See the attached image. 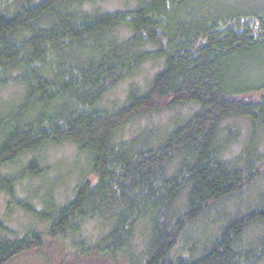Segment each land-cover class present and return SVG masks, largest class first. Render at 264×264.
Masks as SVG:
<instances>
[{
    "label": "trees",
    "instance_id": "trees-1",
    "mask_svg": "<svg viewBox=\"0 0 264 264\" xmlns=\"http://www.w3.org/2000/svg\"><path fill=\"white\" fill-rule=\"evenodd\" d=\"M108 1L0 0V196L6 217L28 218L22 234L0 222V264L78 239L87 223L99 226L81 256L259 264L264 10L251 0H131L127 9L94 8ZM148 65L155 72L141 88L134 80ZM129 81L124 104L106 109L107 97ZM17 88L19 95H1ZM184 107L193 108L172 115L169 128L118 140L130 122ZM240 121L249 126L243 141L234 130ZM239 142L240 153L229 159ZM63 143L75 145L89 169L58 204L54 187L41 199L34 185L50 171L41 152ZM249 192L261 195L258 206L230 218L211 243L178 248L215 206L235 197L244 202ZM251 228L262 235L242 246Z\"/></svg>",
    "mask_w": 264,
    "mask_h": 264
},
{
    "label": "rangeland",
    "instance_id": "rangeland-1",
    "mask_svg": "<svg viewBox=\"0 0 264 264\" xmlns=\"http://www.w3.org/2000/svg\"><path fill=\"white\" fill-rule=\"evenodd\" d=\"M251 2L255 9L264 10V0H251ZM132 4L133 1L131 0H113L103 4L95 5L94 8L100 9L101 11H115L118 9L130 8L132 7ZM154 72V66L148 65L134 81L138 82L140 87L143 88L146 83H148V80L152 77ZM129 84H131V81L123 83L112 94H110L107 97L104 107L108 110H114L122 106V104L125 102L124 100L127 95ZM20 92L21 91L17 88L8 90L1 95H3V98L9 99V97H13L16 94L19 95ZM192 108L193 107H184L172 112L152 114L150 116L130 122L121 129L118 134V140H124L140 131L141 136L146 135L147 132L154 131L155 128H169L174 123V120L171 121V123L169 121L172 115L176 113H181V117L188 115L189 112L192 111ZM161 126L164 127L162 128ZM236 129L241 130L240 139L243 141L247 130L249 129L248 123L246 121H240L235 125L234 130ZM242 147V142L234 144V146H232L227 153L229 159L237 156L240 153ZM259 149L262 153H264V136L262 135L259 141ZM40 155L42 157L41 163L44 166L49 167L50 171L46 175L45 179L35 182V189H41L39 198L42 199L49 189L54 187L56 189L54 196L57 199V203L63 204L71 196V192L78 182L79 173L88 171L89 162L85 156L78 152L77 147L71 143L49 146L44 149ZM33 184L34 183L32 182L27 183L22 188L24 193L28 192L27 185L31 186ZM257 189L258 188L254 190L259 191ZM252 192L243 194L244 202L240 200L242 197H235L221 202L215 206L213 211L208 212L203 218L198 220L187 230V233L184 235L185 240L183 239L180 242L178 248L194 247L196 249L201 245H205L209 242L211 243V238L213 239L214 234H217L218 230H220L221 227L226 224L228 220H230V218L234 217V215L238 213L242 214L246 212L250 206H258V200L261 201V195L259 193L257 194V192ZM24 195L30 196L29 193ZM52 199H54L53 196ZM5 212L6 207L4 203V197L0 196V222L3 225V228L10 227V231L16 230V232H20L18 234H22L25 227L24 224L27 223L28 218L25 220L20 212L15 213L12 218H8L5 216ZM97 225L99 226V224L96 223L84 224L81 228L82 230L78 239H72V237H68L67 239H59L41 250L21 255L12 260L9 264H125V262L122 260L114 262L106 258L103 259L102 257L96 255L86 257L78 254L82 247L83 249L87 247L82 245L85 243V241L90 243L91 239L96 238L98 231ZM260 235H262V231H260L258 228H251L249 233L241 239L242 246L250 243L254 238L259 237ZM259 264H264V259Z\"/></svg>",
    "mask_w": 264,
    "mask_h": 264
}]
</instances>
